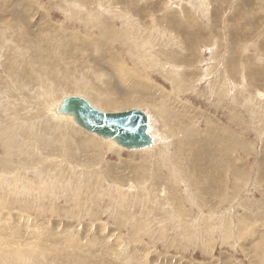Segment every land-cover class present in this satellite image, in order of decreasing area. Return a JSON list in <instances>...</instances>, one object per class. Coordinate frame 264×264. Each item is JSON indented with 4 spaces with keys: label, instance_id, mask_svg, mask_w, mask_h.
<instances>
[{
    "label": "rangeland",
    "instance_id": "1",
    "mask_svg": "<svg viewBox=\"0 0 264 264\" xmlns=\"http://www.w3.org/2000/svg\"><path fill=\"white\" fill-rule=\"evenodd\" d=\"M0 264H264V0H0Z\"/></svg>",
    "mask_w": 264,
    "mask_h": 264
},
{
    "label": "water",
    "instance_id": "2",
    "mask_svg": "<svg viewBox=\"0 0 264 264\" xmlns=\"http://www.w3.org/2000/svg\"><path fill=\"white\" fill-rule=\"evenodd\" d=\"M56 116H70L82 130L104 140H111L126 151L149 148L153 138L148 133L147 115L140 109L103 112L81 95H69L56 105Z\"/></svg>",
    "mask_w": 264,
    "mask_h": 264
},
{
    "label": "bare ground",
    "instance_id": "3",
    "mask_svg": "<svg viewBox=\"0 0 264 264\" xmlns=\"http://www.w3.org/2000/svg\"><path fill=\"white\" fill-rule=\"evenodd\" d=\"M113 81V80H112ZM71 95H73V94H71ZM74 95H80V94H74ZM67 96H69V95H67ZM67 96H63L59 101H56L53 105H51V106H49V105H47L46 106V109H47V111H48V115L50 116V118L52 119H58V120H64V121H66V122H68V123H70L71 125H73V126H75L76 128H78V129H80V130H82L78 125H76L74 122H73V120H72V118L70 117V116H64V117H60V116H56L53 112H52V109L56 106V105H58V104H60V102H61V100L63 99V98H65V97H67ZM81 96H83V95H81ZM83 97H85V96H83ZM86 98V97H85ZM87 99V98H86ZM89 102L91 103V101L89 100ZM93 106H95L93 103H91ZM96 108H98L97 106H95ZM99 109V108H98ZM131 109H138V108H131ZM131 109H128V110H131ZM101 110V109H100ZM101 111H103V112H122V111H104V110H101ZM124 111H126V110H124ZM143 111V110H142ZM144 112V111H143ZM146 115H147V118H148V133L151 135V137L153 138V144H152V146L151 147H149V148H145V149H143V150H139V151H133V152H144V151H147V150H152V149H154L156 146H157V138H156V136L155 135H153L152 133H151V130H150V120H149V115L146 113V112H144ZM84 131V130H83ZM86 132V131H85ZM87 133V132H86ZM89 134V133H88ZM90 136H94V137H96L97 139L99 138V137H97V136H95V135H93V134H89ZM98 140H100V141H103L104 143H107V144H109V145H111L112 147H114V148H116V149H119V150H125V149H123V148H121L120 146H118L117 144H115L114 142H112L111 140H104V139H102V138H99ZM126 151V150H125ZM128 152H130V151H128ZM60 162V161H59ZM66 187V186H65ZM145 196V195H144Z\"/></svg>",
    "mask_w": 264,
    "mask_h": 264
}]
</instances>
